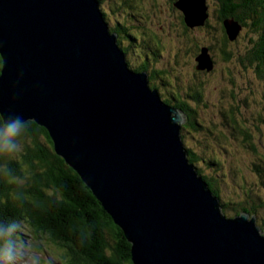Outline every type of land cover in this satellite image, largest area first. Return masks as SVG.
<instances>
[{"label": "water", "instance_id": "95a60500", "mask_svg": "<svg viewBox=\"0 0 264 264\" xmlns=\"http://www.w3.org/2000/svg\"><path fill=\"white\" fill-rule=\"evenodd\" d=\"M206 2L174 4L187 24H204ZM98 9V0H0V113L48 129L124 231L134 264H264L256 216L223 214L188 160L187 114L129 68ZM223 23L234 40L240 23ZM201 52L197 69L212 71L209 47Z\"/></svg>", "mask_w": 264, "mask_h": 264}, {"label": "rangeland", "instance_id": "374dc122", "mask_svg": "<svg viewBox=\"0 0 264 264\" xmlns=\"http://www.w3.org/2000/svg\"><path fill=\"white\" fill-rule=\"evenodd\" d=\"M98 1V11L104 15L109 33H119V45L127 49L124 51L128 65H141L150 57L146 61L148 74L150 70L164 71L152 81L159 83L156 86L161 100H170L174 106L162 101L176 109L174 91L193 109L197 129L183 128L182 140L185 147L194 150L195 168L215 183L220 203L228 204L224 212L221 207L224 215L233 217L236 210L254 208L252 215L257 224L262 223L264 78L248 61L239 58L258 33L229 17L240 23L241 30L226 44L219 12L216 15L214 8L218 5L219 9L220 0H207L209 18L204 27L199 26L197 17L185 25L184 14L174 4L177 0ZM207 46L213 57V70L201 72L206 69H197L196 58L202 54L201 48ZM194 89L201 92L199 102L191 98ZM19 230L23 240L11 248L24 254V264L61 263L60 248L46 236L34 238L26 224Z\"/></svg>", "mask_w": 264, "mask_h": 264}, {"label": "trees", "instance_id": "16d2710c", "mask_svg": "<svg viewBox=\"0 0 264 264\" xmlns=\"http://www.w3.org/2000/svg\"><path fill=\"white\" fill-rule=\"evenodd\" d=\"M220 1L219 9L218 5L214 8L216 15L217 11L219 12L225 43L232 42L223 23L229 17L236 18L245 28L258 33L256 40L249 43L239 58L248 61L258 75L264 78V0ZM184 18L183 15L181 20L186 25ZM206 24L208 18L199 26L204 27ZM117 42L121 45L119 33ZM155 54L152 51V55ZM146 61L141 65H129L136 72L147 71L149 63ZM2 66L0 54V75ZM150 72L149 84L154 81L155 76H159V72L164 73L163 70ZM156 85L159 86V83L153 82L149 86L157 88ZM193 91L192 100L199 102L201 92L198 89ZM173 94L178 103L176 107L187 114L182 129L187 126L197 129L193 109L179 93L173 91ZM162 100L174 106L170 100ZM27 122V130L20 140L25 152L22 150L20 156L0 155V228L7 231L13 224L16 225V231L10 238H6L10 247L23 240L19 227L26 224L34 238L46 236L60 248V264H134L131 255L132 244L124 231L84 183L80 173L56 152L48 129L35 120L30 119ZM185 148L189 162L194 165L197 160L194 150ZM197 172L207 182L214 195L218 196L215 183L204 175L201 169ZM220 205L224 212L228 204ZM243 211L252 215L255 209L243 207L240 211L236 210L235 216ZM258 225L264 230V221L258 222ZM4 242L0 240V247ZM36 246L39 247L37 243Z\"/></svg>", "mask_w": 264, "mask_h": 264}, {"label": "clouds", "instance_id": "9594fccd", "mask_svg": "<svg viewBox=\"0 0 264 264\" xmlns=\"http://www.w3.org/2000/svg\"><path fill=\"white\" fill-rule=\"evenodd\" d=\"M27 124L28 122L20 116L9 119L0 113V155H15L23 150L20 140L27 130ZM14 231H16L15 224L7 231L0 228V240L5 241L0 247V264H24L25 262L24 254L19 249L13 251L6 239L10 238Z\"/></svg>", "mask_w": 264, "mask_h": 264}, {"label": "bare ground", "instance_id": "6f19581e", "mask_svg": "<svg viewBox=\"0 0 264 264\" xmlns=\"http://www.w3.org/2000/svg\"><path fill=\"white\" fill-rule=\"evenodd\" d=\"M119 42V41H118ZM119 44V43H118ZM134 71V70H133ZM150 85V84H149ZM151 87V86H150Z\"/></svg>", "mask_w": 264, "mask_h": 264}]
</instances>
